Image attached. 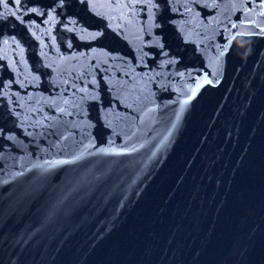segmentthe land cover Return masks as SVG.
I'll list each match as a JSON object with an SVG mask.
<instances>
[{"label": "water", "instance_id": "1", "mask_svg": "<svg viewBox=\"0 0 264 264\" xmlns=\"http://www.w3.org/2000/svg\"><path fill=\"white\" fill-rule=\"evenodd\" d=\"M0 264H264L260 0H0Z\"/></svg>", "mask_w": 264, "mask_h": 264}, {"label": "snow or ice", "instance_id": "2", "mask_svg": "<svg viewBox=\"0 0 264 264\" xmlns=\"http://www.w3.org/2000/svg\"><path fill=\"white\" fill-rule=\"evenodd\" d=\"M17 2L19 3V0H17ZM140 2V0H136V3H139ZM170 2V0H162V3L165 5V6H167V4ZM260 3H261V6L262 7H264V0H260ZM124 7H126V8H132V7H134L135 6V4H133V3H130V4H125V5H123ZM153 8H157V7H159V5H157V4H155V3H153ZM145 7H147V4H145ZM28 11L29 12H31V13H38V9L37 8H35V7H33V8H29L28 9ZM13 16H16V13L15 12H13V13H11ZM16 19H20L18 16H16ZM49 19L51 20V19H54V17L51 15V12H49ZM46 23L48 22V21H45ZM233 28H236L237 26L236 25H233L232 26ZM97 35H99V33H97ZM246 35H251V34H246ZM226 39H234V37H231V38H226ZM228 47H230V44L228 45ZM161 48H163V45H161ZM225 50H227V47H226V49ZM207 83H211V81L210 80H207ZM196 87L197 88H199L200 87V84L199 83H197V85H196ZM195 94V89H193V95ZM189 99H191V97H189Z\"/></svg>", "mask_w": 264, "mask_h": 264}]
</instances>
